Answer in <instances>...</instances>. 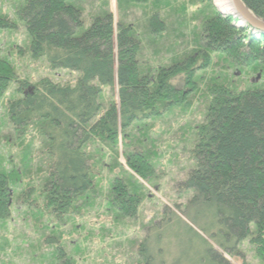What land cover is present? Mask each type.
<instances>
[{"label":"trees","instance_id":"trees-1","mask_svg":"<svg viewBox=\"0 0 264 264\" xmlns=\"http://www.w3.org/2000/svg\"><path fill=\"white\" fill-rule=\"evenodd\" d=\"M85 1L25 0L16 9V20L25 26L30 38L31 58L45 59L50 70L76 73L78 78L74 84L49 78L34 84L21 79L12 64L0 58V105L12 85L17 86L6 108L8 124L23 142L28 133L42 140L40 155L44 161H38L35 169L26 166L24 162H35L40 156L33 155V148L31 160L25 150L20 152V162L24 164L9 162V172L2 166L0 219L10 216L14 197L11 188L17 189L23 181L29 183L21 198L39 193L45 201L40 211L60 222L78 212L80 204L93 202L90 195L99 186L93 175L97 166L92 164L93 155L88 147L101 146L105 156L112 154L118 158L120 134L125 141L131 139L129 132L134 124L185 104L187 92L177 89L170 80L185 75L186 86L195 92V75L209 66L213 54L223 56L242 72H258L262 75L258 79L264 81V34L252 32L248 25L236 26L230 16L214 12L203 23L199 51L151 75L140 72V41L134 25L119 19L116 26L113 15L107 11L81 32L82 11L74 3ZM242 1L264 21V0ZM17 22L0 16V30H14ZM148 22L152 33L160 35L165 30L158 14ZM116 91L119 105L115 102ZM209 93L205 122L193 151L195 168L183 183V190L194 192L186 205L212 210L217 229L214 245L236 259L247 243L264 264V84L246 90L216 82ZM127 164L144 181L151 177L153 168L143 155L131 154ZM132 181L116 178L107 202L111 210L129 218L136 216L141 202L142 188L134 187ZM143 244V264H154L151 254L145 256L148 251ZM208 254L211 264H231L210 244ZM62 257L60 252L59 258Z\"/></svg>","mask_w":264,"mask_h":264},{"label":"rangeland","instance_id":"rangeland-1","mask_svg":"<svg viewBox=\"0 0 264 264\" xmlns=\"http://www.w3.org/2000/svg\"><path fill=\"white\" fill-rule=\"evenodd\" d=\"M131 1L87 0L74 5L82 11L81 32L91 26L96 16L107 11L112 13L116 26L119 19L134 25L140 41L137 59L143 74L155 75L159 69L180 63L198 52L203 23L216 11L232 17L236 26H242L233 14L220 12L216 0H147L140 4ZM24 2L0 0V16L17 22L16 9ZM155 14L165 27L160 35H154L146 24ZM17 26L14 30H0V58L9 61L18 76L31 83L49 78L57 83L74 84L78 78L76 73L52 71L45 59L31 58L27 30L20 22ZM261 76L258 72H242L223 56L213 54L209 66L195 75V92L186 86L185 75L170 80L177 89L187 92V102L162 116L134 124L129 132L131 139L125 141L120 134L118 158L112 154L105 156L101 146L90 145L88 152L93 155L92 164L97 166L93 175L99 189L90 195L93 202L80 204L82 208L62 222L40 211L45 201L39 193H28L21 198L29 181H23L17 189L10 187L14 190L12 210L9 217L0 219V264H143L140 248L146 240L145 256L151 254L154 264H211L208 244L231 264H261L247 243L242 245L241 255L236 259L214 245L217 229L212 210L195 205L187 208L194 192L183 190V183L195 168L193 151L198 143V131L205 122L210 87L216 82H225L238 89L255 90L264 84L258 79ZM226 77L229 79L223 80ZM11 88L0 105V170L9 172L11 162L18 166L27 163L26 166L35 169L38 161L44 164L40 155L42 140L30 133L24 142L15 137L6 109L17 86ZM108 95L109 92L105 94ZM115 96L119 105L117 91ZM33 148V155L36 157L38 153L39 158L31 163L20 162V152L27 150L30 154L27 159L31 160ZM134 153L143 155L153 168L151 177L145 181L128 167L127 157ZM118 177H125L127 181L131 178L134 187L142 188L134 218L114 212L107 203L111 184ZM60 252L64 257L59 258Z\"/></svg>","mask_w":264,"mask_h":264},{"label":"water","instance_id":"water-1","mask_svg":"<svg viewBox=\"0 0 264 264\" xmlns=\"http://www.w3.org/2000/svg\"><path fill=\"white\" fill-rule=\"evenodd\" d=\"M233 3L236 7L239 20L242 23L240 24L242 25L241 27L248 25L252 32L264 34V21L255 16L254 13L246 7L242 0H233Z\"/></svg>","mask_w":264,"mask_h":264},{"label":"bare ground","instance_id":"bare-ground-1","mask_svg":"<svg viewBox=\"0 0 264 264\" xmlns=\"http://www.w3.org/2000/svg\"><path fill=\"white\" fill-rule=\"evenodd\" d=\"M215 3L220 12L231 15L233 14L234 17H237L239 19L233 0H216Z\"/></svg>","mask_w":264,"mask_h":264},{"label":"crops","instance_id":"crops-1","mask_svg":"<svg viewBox=\"0 0 264 264\" xmlns=\"http://www.w3.org/2000/svg\"><path fill=\"white\" fill-rule=\"evenodd\" d=\"M111 14H112V13H111ZM146 24H147V23H146ZM153 34H154V35H158V33H154V32H153ZM152 41L154 42V39H153ZM156 43H157V42H156ZM76 80H77V78H76Z\"/></svg>","mask_w":264,"mask_h":264}]
</instances>
